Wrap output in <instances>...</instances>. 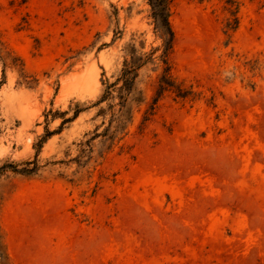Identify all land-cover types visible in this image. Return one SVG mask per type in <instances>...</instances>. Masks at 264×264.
Returning a JSON list of instances; mask_svg holds the SVG:
<instances>
[{
  "label": "rangeland",
  "instance_id": "obj_1",
  "mask_svg": "<svg viewBox=\"0 0 264 264\" xmlns=\"http://www.w3.org/2000/svg\"><path fill=\"white\" fill-rule=\"evenodd\" d=\"M229 1L172 0L155 101L148 0H0V264H264V0Z\"/></svg>",
  "mask_w": 264,
  "mask_h": 264
},
{
  "label": "trees",
  "instance_id": "obj_2",
  "mask_svg": "<svg viewBox=\"0 0 264 264\" xmlns=\"http://www.w3.org/2000/svg\"><path fill=\"white\" fill-rule=\"evenodd\" d=\"M148 2L152 9L155 29L163 41L162 55L159 59L163 64V74L159 82L157 98L155 101H157L165 92H173L178 98L187 99L190 93L180 85L176 84L170 74L171 67L169 64V54L173 49L175 38L170 23V6L172 0H148ZM229 4L234 6L236 2L232 0L229 1ZM152 60L151 57L137 56L136 52H132L131 59L125 60L123 69L116 81L112 84L105 83L106 90L97 105H101L102 103L113 99H118L121 107L119 114L115 119L117 126L116 130L111 135L112 138L121 130H124L126 123L131 121L132 103L138 105L144 103V96L137 87V81L139 78V71Z\"/></svg>",
  "mask_w": 264,
  "mask_h": 264
}]
</instances>
